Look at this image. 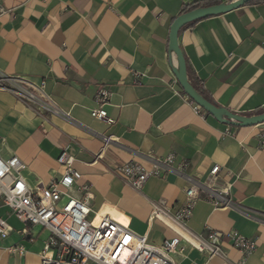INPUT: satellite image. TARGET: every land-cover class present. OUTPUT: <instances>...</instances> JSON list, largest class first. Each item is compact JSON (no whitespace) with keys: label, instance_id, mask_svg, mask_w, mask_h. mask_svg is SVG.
<instances>
[{"label":"crops","instance_id":"0c3cea01","mask_svg":"<svg viewBox=\"0 0 264 264\" xmlns=\"http://www.w3.org/2000/svg\"><path fill=\"white\" fill-rule=\"evenodd\" d=\"M198 1L0 0V73L43 84L80 126L40 116L0 89V156L16 155L32 187L62 175L56 160L66 150L81 175L76 186L87 184L93 194L91 210L109 213L153 244L176 236L160 222H148L153 205L164 201L173 213L183 202L184 181L168 172L134 190L116 170L128 162L148 169L150 157L172 154L173 168L185 164V174L204 180L217 165L237 208L215 209L201 197L185 229L201 238L234 231L256 242L244 264H264V124L233 127L196 111L173 74L178 63L169 50L170 27ZM177 42L189 83L213 104L240 116L264 112V3L195 21L179 31ZM98 90L111 93L104 107L111 125L90 116ZM94 134L113 139L104 146ZM0 216L12 228L0 240V264H40L49 233L21 223L5 207ZM18 245L23 256L8 253ZM179 249L175 264L240 260L227 239L223 257L183 240Z\"/></svg>","mask_w":264,"mask_h":264},{"label":"built area","instance_id":"2783aa9c","mask_svg":"<svg viewBox=\"0 0 264 264\" xmlns=\"http://www.w3.org/2000/svg\"><path fill=\"white\" fill-rule=\"evenodd\" d=\"M0 89L12 94L40 116L54 115L79 126L58 109L44 92L43 84L36 85L22 78H7L0 73ZM110 97V92L98 90L93 98L95 108L90 111L92 118L108 125L113 124V120L107 116L104 107ZM191 103L196 111L200 110ZM94 135L101 138L104 146L113 139ZM259 146L264 147V134L259 135ZM173 159L172 154L163 159L150 157L148 169L136 162H128L116 170L124 183L134 190L141 189L150 177H162L168 172L183 179L182 204L172 213L166 203L160 201L153 205L150 212L148 222H160L176 234L160 244L150 243L146 235H136L128 224L108 214L93 212L90 208L93 194L87 184L76 186L81 175L73 169L74 160L66 150H62L56 160L63 167L62 175L48 183L37 181L32 187L23 177L26 166L16 155L8 159L0 156V209L5 207L21 223L49 233L39 254L40 264H175L173 256L180 251L181 240L200 252L223 257L221 243L226 239L240 253L237 264H244L256 249L254 240L234 231L227 234L210 231L205 238H201L185 229L201 197L215 209L237 208L231 200V184L221 181L220 167L213 166L207 177L199 180L185 174V164L173 168ZM75 190L78 196L74 195ZM11 232V226L0 216V240H5ZM7 251L19 256L25 253L20 245L8 247Z\"/></svg>","mask_w":264,"mask_h":264},{"label":"water","instance_id":"95a60500","mask_svg":"<svg viewBox=\"0 0 264 264\" xmlns=\"http://www.w3.org/2000/svg\"><path fill=\"white\" fill-rule=\"evenodd\" d=\"M249 1L250 0H228L217 5L197 8L192 11L182 13L173 21L169 34V50L175 55L178 63V67L173 70V74L184 94L195 105L208 115L212 116L219 123L233 127H251L264 124V112L253 116H240L233 114L224 108L216 106L199 95L187 79L186 64L179 49L177 38L179 31L186 25L207 17L217 16L235 10L246 5Z\"/></svg>","mask_w":264,"mask_h":264},{"label":"trees","instance_id":"16d2710c","mask_svg":"<svg viewBox=\"0 0 264 264\" xmlns=\"http://www.w3.org/2000/svg\"><path fill=\"white\" fill-rule=\"evenodd\" d=\"M260 3H264V0H250L247 4L254 5V4H260ZM217 4H219V0H201V1L194 2L192 4L187 5L185 10L183 11V13L188 12V11H192V10L197 9V8H202V7H207V6L217 5ZM193 88L196 90V92L199 95H201L203 98H205L206 100L211 102L210 99L205 95V93L200 88H198V87H193Z\"/></svg>","mask_w":264,"mask_h":264},{"label":"bare ground","instance_id":"6f19581e","mask_svg":"<svg viewBox=\"0 0 264 264\" xmlns=\"http://www.w3.org/2000/svg\"><path fill=\"white\" fill-rule=\"evenodd\" d=\"M101 214H109V213H101Z\"/></svg>","mask_w":264,"mask_h":264}]
</instances>
